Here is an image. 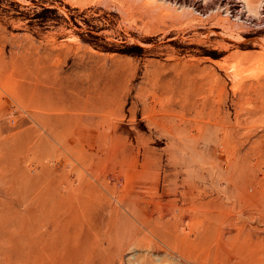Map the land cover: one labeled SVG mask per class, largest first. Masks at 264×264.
<instances>
[{
	"label": "rangeland",
	"instance_id": "1",
	"mask_svg": "<svg viewBox=\"0 0 264 264\" xmlns=\"http://www.w3.org/2000/svg\"><path fill=\"white\" fill-rule=\"evenodd\" d=\"M263 5L0 0V264H264Z\"/></svg>",
	"mask_w": 264,
	"mask_h": 264
},
{
	"label": "bare ground",
	"instance_id": "2",
	"mask_svg": "<svg viewBox=\"0 0 264 264\" xmlns=\"http://www.w3.org/2000/svg\"><path fill=\"white\" fill-rule=\"evenodd\" d=\"M170 3V2H169ZM174 3V2H173ZM177 3V2H176ZM195 3H197V2H195ZM236 3V2H235ZM261 3V2H260ZM260 3H259V5H260ZM263 3V2H262ZM261 3V4H262ZM222 4V3H221ZM181 5V4H180ZM188 5V4H187ZM219 5H220V3H219ZM213 6V5H212ZM216 7V6H215ZM218 7V6H217ZM262 8H261V10L260 11H264V5L263 6H261ZM187 8V7H186ZM189 8V7H188ZM259 8V7H258ZM214 10V9H213ZM227 10H228V8H227ZM230 10V9H229ZM203 11V10H202ZM259 11V10H258ZM225 12H226V10H225ZM258 13V12H257ZM216 14V13H215ZM228 14H230V13H228ZM262 14H264V13H262ZM236 15V14H235ZM234 15V16H235ZM240 15V14H239ZM238 15V16H239ZM242 15V14H241ZM245 15V14H244ZM258 15V14H257ZM237 16V15H236ZM243 16V15H242ZM259 16V15H258ZM241 17V16H240ZM246 17V16H245ZM262 17H263V15H262ZM261 17V18H262ZM211 19V18H210ZM237 19V18H236ZM245 19V18H244ZM251 19V18H250ZM264 20V19H263ZM248 21V20H247ZM50 108H53L52 106H50V105H48ZM53 109H56V110H63V108L61 107V108H59V107H55V108H53ZM74 144V143H73ZM72 144V145H73ZM63 202H65V200H62ZM62 203V202H61ZM60 205V207H61V205L62 204H59ZM55 207V206H54ZM90 207V206H89ZM89 207H86V210L87 209H89ZM69 212L70 211H72L73 209L70 207L69 209ZM3 214H4V212H3ZM44 215V214H43ZM45 215H46V212H45ZM50 216H53V215H50ZM56 217V216H55ZM153 217V216H152ZM13 221V220H12ZM50 222V221H49ZM55 222V221H54ZM8 223V222H7ZM50 223H52V222H50ZM59 223H62L61 221H59L58 222V224ZM56 224V223H55ZM2 228V227H1ZM55 228L57 229V226H55ZM64 228H65V231L64 232H66L67 231V227H65L64 226ZM239 230V229H238ZM4 231V230H3ZM82 231V230H81ZM5 232V231H4ZM74 233H72V235L73 234H75V231H73ZM59 234H61L62 232H58ZM8 235V234H7ZM40 235V234H39ZM67 235L68 234H62V236H63V238H67ZM5 239V238H4ZM3 239V240H4ZM30 239V238H29ZM43 239H45L44 237H43V235H41V236H39L38 237V239L37 240H35V244L32 246V252H33V256L35 257V260H34V258H33V260H34V262L36 263V264H57L58 262V260H59V257H58V255L57 254H59L60 253V255H61V251L62 250H64L65 251V253L67 252V249H64L65 248V245L64 244H62L63 243V241L64 240H61V244L57 247V249H49L48 248V244H49V242H48V244L46 243H43ZM75 238H70L69 240H74ZM77 239V238H76ZM42 240V241H41ZM235 240V239H234ZM8 241V240H7ZM38 241H41V243L39 244L38 243ZM54 241V240H53ZM50 242H52V241H50ZM91 242H93L92 240H91ZM53 243V242H52ZM54 243H57V242H54ZM94 243V242H93ZM30 247H31V245H29ZM78 246V245H77ZM76 247V244L72 247V248H75ZM91 247H94L93 249H94V251H95V249H96V247H98V246H95V245H93V244H91ZM62 249V250H61ZM78 249H79V247L78 248H75L74 250H70V252L72 251V252H74V254L71 252V254L74 256V257H76V258H73V257H71V259L69 258V261L71 262L70 264H82V263H86V264H93L94 263V258H95V256H93L92 255V253H89L87 256H81V254H82V249H79V251H78ZM98 254V253H97ZM30 255V254H29ZM31 260V259H30ZM57 262V263H56ZM233 262V261H232Z\"/></svg>",
	"mask_w": 264,
	"mask_h": 264
}]
</instances>
